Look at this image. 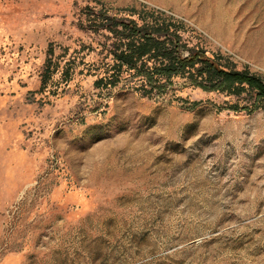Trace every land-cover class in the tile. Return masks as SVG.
<instances>
[{"label":"rangeland","instance_id":"374dc122","mask_svg":"<svg viewBox=\"0 0 264 264\" xmlns=\"http://www.w3.org/2000/svg\"><path fill=\"white\" fill-rule=\"evenodd\" d=\"M130 18L264 82V0H0V264H264V109L109 84Z\"/></svg>","mask_w":264,"mask_h":264},{"label":"trees","instance_id":"16d2710c","mask_svg":"<svg viewBox=\"0 0 264 264\" xmlns=\"http://www.w3.org/2000/svg\"><path fill=\"white\" fill-rule=\"evenodd\" d=\"M183 23L166 19H154L142 25L135 19L115 24V63L112 72L105 77L109 84L116 85L122 76V68L134 70L142 77V86L150 91L164 90L166 82L173 77H187L203 85L222 82V88L232 93L249 91L254 108L264 109V82L258 76L246 72H226L218 69L216 60L207 57L203 50L189 47L182 36ZM119 51V52H118ZM221 77V79H219Z\"/></svg>","mask_w":264,"mask_h":264}]
</instances>
